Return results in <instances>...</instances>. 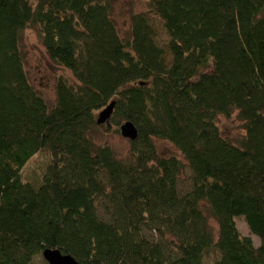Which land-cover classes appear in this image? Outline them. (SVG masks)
Segmentation results:
<instances>
[{
	"label": "trees",
	"instance_id": "1",
	"mask_svg": "<svg viewBox=\"0 0 264 264\" xmlns=\"http://www.w3.org/2000/svg\"><path fill=\"white\" fill-rule=\"evenodd\" d=\"M112 4L0 0V264H31L45 248L79 264H204L212 246L209 264H264V0H146L127 37ZM148 13L168 35V61ZM27 28L75 80L55 79L51 106L24 69ZM111 101V121L137 129L127 158L91 138ZM234 110L239 143L217 126ZM155 137L184 161L159 154ZM44 149L38 182L24 180Z\"/></svg>",
	"mask_w": 264,
	"mask_h": 264
},
{
	"label": "rangeland",
	"instance_id": "2",
	"mask_svg": "<svg viewBox=\"0 0 264 264\" xmlns=\"http://www.w3.org/2000/svg\"><path fill=\"white\" fill-rule=\"evenodd\" d=\"M31 1L33 2L34 0ZM146 10V0H113L111 17L114 20L120 35L127 37L129 33L131 13ZM148 17L154 31V39L156 43L164 49L166 60L168 61L170 58L167 49L169 40L168 35L158 16L153 13H148ZM19 47L23 54L24 69L30 84L40 92L49 106L53 105L55 98V79L59 75H62L70 81H75L71 72L49 59L38 40L36 28H27L21 32ZM211 67L212 65L208 64L202 71L209 72ZM195 79H197V77H195L194 80ZM121 123L122 121H119L117 125L114 124L111 119H108L104 123L98 124L91 131V138L97 145L110 146L118 158H127L129 156V143L128 138L124 137L119 130ZM217 126L220 134L234 143H239L244 137L245 130L243 122L238 118L237 111L235 110L231 112L229 116L219 114L217 116ZM153 143L159 154L167 157L175 156L184 161L179 151L168 140L155 137L153 138ZM48 159V150L44 149L34 154L22 169L21 175L23 179L37 183L48 163ZM187 174L188 170L185 168L184 173L180 176V181H182ZM234 219L239 233L243 236H250L254 245L257 246L259 244V239L249 231L244 218L242 216H236ZM208 223L216 239L217 223L211 217L208 218ZM217 257V250L213 246L210 247L204 253V264L211 263ZM31 264L48 263L44 260L41 254H38L34 257Z\"/></svg>",
	"mask_w": 264,
	"mask_h": 264
},
{
	"label": "water",
	"instance_id": "3",
	"mask_svg": "<svg viewBox=\"0 0 264 264\" xmlns=\"http://www.w3.org/2000/svg\"><path fill=\"white\" fill-rule=\"evenodd\" d=\"M114 107V101L108 103L102 108L96 117V123L101 124L110 119ZM121 134L128 138L134 139L137 135V129L131 122H123L119 126ZM42 256L48 264H79V262L70 254L62 253L57 248H45L42 251Z\"/></svg>",
	"mask_w": 264,
	"mask_h": 264
}]
</instances>
